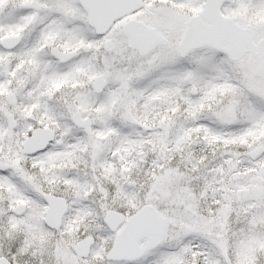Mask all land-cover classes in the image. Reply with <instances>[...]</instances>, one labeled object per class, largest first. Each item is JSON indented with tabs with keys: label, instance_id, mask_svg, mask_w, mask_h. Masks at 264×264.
Returning a JSON list of instances; mask_svg holds the SVG:
<instances>
[{
	"label": "snow or ice",
	"instance_id": "snow-or-ice-1",
	"mask_svg": "<svg viewBox=\"0 0 264 264\" xmlns=\"http://www.w3.org/2000/svg\"><path fill=\"white\" fill-rule=\"evenodd\" d=\"M0 264H264V0H0Z\"/></svg>",
	"mask_w": 264,
	"mask_h": 264
}]
</instances>
